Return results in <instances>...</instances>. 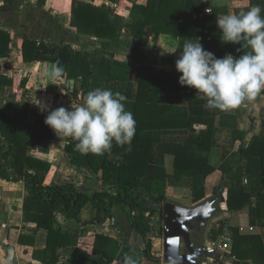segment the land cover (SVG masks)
Here are the masks:
<instances>
[{
    "label": "crops",
    "instance_id": "obj_1",
    "mask_svg": "<svg viewBox=\"0 0 264 264\" xmlns=\"http://www.w3.org/2000/svg\"><path fill=\"white\" fill-rule=\"evenodd\" d=\"M82 1L129 19L131 6L143 0ZM182 1L184 13H173L170 18L176 21L205 19L218 37L211 46L217 58L226 54L238 57L228 47L240 46L244 51L239 44L221 42L217 18L257 4L264 8V0ZM159 2L151 0V7L158 8ZM72 5L73 0H0V32L8 36L6 54L0 55V126L12 124L34 128L33 135L24 141V145L26 155L48 166L46 173L40 176V182L51 187L54 195L79 193L90 197L96 192L115 189L118 173L103 171L105 154L96 155L89 163L86 155L69 148L75 141L57 137L44 121L48 112L58 107L71 110L72 105H82L86 94L96 88L120 92L126 96L125 110L133 112L142 64L164 77L156 102L166 107V118L213 119L211 148L190 150L189 156L207 160L214 170L206 176L179 179L171 176L176 145L188 140L189 131L184 128L146 130L142 139L150 143L151 150L145 174H129L128 179L135 186L133 193L140 197V204L155 212L149 215L130 210L118 196L107 205L111 217L98 222L97 203L90 199L83 198L79 202L78 219L67 217L60 203L50 207L42 201L37 204L29 201V185L16 175L5 159L0 158V264H5L9 249L15 252V264H74V259L77 264H126L127 257L135 264H167L162 259L163 238L161 251H158L159 220L161 216L163 218L161 207L164 202H159L158 192L151 189L154 180L165 182L166 201L181 206H193L212 197L217 188H223L224 202L217 201L221 211L207 223L201 240L215 248L217 255L224 256L228 264H257L250 259L248 251H242L238 258L232 256L231 238L213 229L234 225L242 234H257L258 241L264 246V203L259 208V216L256 205V192H264L259 178L261 161L256 156L242 153L251 148L256 138L264 139V91L237 109L206 108V100L196 96L195 88L190 89L188 97L185 86L179 83L182 73L176 70L175 62L180 50L165 53L170 38H175L181 45L186 39L182 42L171 33L155 36L151 24L146 25L139 38L125 29L116 40L81 35L70 24ZM206 8L210 13L199 17ZM24 37L35 40V54L30 60L23 59ZM196 37L207 50L209 37L204 39L190 33V38ZM38 42L42 43L41 51ZM56 61L64 69V76L52 84L42 73L45 66ZM39 102L48 106L47 111L41 110ZM194 128L202 130L206 124H195ZM32 165L39 167L40 164L33 161ZM199 193L204 196L195 202ZM241 193L250 194L245 198L247 202L238 210H229L228 199ZM105 238L109 240L106 245ZM223 239H228L227 248L222 247ZM261 253L264 254V249ZM199 264L222 263L208 255L207 260Z\"/></svg>",
    "mask_w": 264,
    "mask_h": 264
},
{
    "label": "trees",
    "instance_id": "obj_2",
    "mask_svg": "<svg viewBox=\"0 0 264 264\" xmlns=\"http://www.w3.org/2000/svg\"><path fill=\"white\" fill-rule=\"evenodd\" d=\"M220 10V9H219ZM185 11L182 0H160L158 8L151 7V0H143L135 2L130 8V18L123 17L112 13L111 11L95 6L89 2L82 0H73L70 24L76 28L81 35L95 36L99 38L116 40L122 29L128 30L134 37H142L146 25L153 26L154 35L159 33H171L177 35L180 41L190 38V33L196 34L204 39L209 37L207 42V50L212 52L211 46L218 40L214 35L209 24L205 19L201 21H176L170 18L173 13L183 14ZM216 12V10H215ZM204 30H206L204 32ZM0 55L6 54V46L8 44V36L4 32H0ZM229 51L238 57L243 54L240 46L228 47ZM239 49V51H238ZM22 54L24 60H30L35 54V40L24 37ZM109 73H112L110 67ZM164 77L156 72L153 68L142 64L139 71V82L137 97L132 112L136 121V134L132 140L131 150H127V145L120 147L113 143L110 153L105 154L103 161V171L113 170L118 173V183L114 190H103L96 192L88 197L83 194H61L54 195L52 188L44 186L39 178L46 173L48 166L37 161L36 159L26 155L24 141L33 135L34 128L32 126L1 124L0 134L6 140L2 143L0 149V158L5 159L9 166L14 169L16 175L27 183L29 201L37 204L38 201L47 203L52 207L55 204H62L67 217L78 219L79 202L86 198L97 203V220L102 222L111 215L107 212V205L114 202L118 196L122 197L123 204L130 210H138L147 212L149 215L155 211L145 205L140 204V197L133 193L134 184L128 179L129 174L144 175L149 159L151 145L142 139V133L146 130H160L169 128H184L189 131V137L186 142L176 145L174 159L172 163L171 176L179 179L183 176H206L214 170V167L205 159L191 158L190 150H209L211 148V131L213 127V119L208 117H184V118H166L164 116L165 108L156 102V96L160 85L163 83ZM1 82V80H0ZM187 96L192 87L186 86ZM206 124V128L196 130L195 124ZM75 142L70 143L69 148L75 150ZM243 154L256 156L261 161V171L259 178L264 188V139L256 138L252 146L248 150H243ZM89 163L96 157L94 154L86 155ZM37 162L39 167H33L32 162ZM27 167V168H26ZM30 169L31 171H27ZM165 182L163 180H154L151 183V189L157 191V200L165 202L164 195ZM249 193H241L232 196L227 201L229 210H238L247 201ZM203 193L195 196L194 201H198L203 197ZM257 215L260 214V206L264 203V192L259 190L256 192ZM131 203H135L132 206ZM26 208V205H24ZM35 208V206H34ZM216 233L227 235L232 240L231 255L235 258L240 257L242 251H248L250 259L257 264H264V246L260 244L257 234H242L234 225H220L213 229ZM141 231V230H139ZM142 234H144L141 231ZM105 245L108 239L105 238ZM149 244H147V252ZM147 255L150 259H154ZM263 255V256H262ZM77 264L76 260H73Z\"/></svg>",
    "mask_w": 264,
    "mask_h": 264
},
{
    "label": "clouds",
    "instance_id": "obj_3",
    "mask_svg": "<svg viewBox=\"0 0 264 264\" xmlns=\"http://www.w3.org/2000/svg\"><path fill=\"white\" fill-rule=\"evenodd\" d=\"M261 5H253L237 13H226L217 18L220 40L223 44H239L243 54L233 57L226 54L217 58L204 49L200 38H187L182 45L170 38L165 53H176L175 62L182 86L197 90V95L206 100L205 107L229 111L254 100L264 91V15ZM239 51V49H238ZM52 84L64 76L59 61L45 66L42 73ZM126 96L120 92L96 88L90 90L80 106L71 110L61 106L48 112L44 123L59 138H70L75 150L81 154L104 155L110 153L113 143L127 145L131 150L136 134V121L132 112L124 106ZM42 111L46 104L37 103ZM5 264H15V252L8 250ZM126 264H135L131 257Z\"/></svg>",
    "mask_w": 264,
    "mask_h": 264
},
{
    "label": "water",
    "instance_id": "obj_4",
    "mask_svg": "<svg viewBox=\"0 0 264 264\" xmlns=\"http://www.w3.org/2000/svg\"><path fill=\"white\" fill-rule=\"evenodd\" d=\"M0 142L6 140L0 136ZM7 143V142H6ZM8 144V143H7ZM223 188H217L213 196L205 198L193 206H181L174 202L163 203V251L162 259L167 264H199L205 255L222 264H228L217 250L193 240V231L202 232L207 223L221 211L217 201L224 202Z\"/></svg>",
    "mask_w": 264,
    "mask_h": 264
},
{
    "label": "flooded vegetation",
    "instance_id": "obj_5",
    "mask_svg": "<svg viewBox=\"0 0 264 264\" xmlns=\"http://www.w3.org/2000/svg\"><path fill=\"white\" fill-rule=\"evenodd\" d=\"M202 237H203L202 232L193 231V240L195 241L196 244H198V245L203 244V240H201ZM207 256L208 255H205L204 258L201 260V262L204 260H207Z\"/></svg>",
    "mask_w": 264,
    "mask_h": 264
},
{
    "label": "rangeland",
    "instance_id": "obj_6",
    "mask_svg": "<svg viewBox=\"0 0 264 264\" xmlns=\"http://www.w3.org/2000/svg\"><path fill=\"white\" fill-rule=\"evenodd\" d=\"M163 207H161V212H162ZM160 232H159V237H158V241H159V245H158V251H161L162 248V238H163V218L161 216L160 220Z\"/></svg>",
    "mask_w": 264,
    "mask_h": 264
},
{
    "label": "built area",
    "instance_id": "obj_7",
    "mask_svg": "<svg viewBox=\"0 0 264 264\" xmlns=\"http://www.w3.org/2000/svg\"><path fill=\"white\" fill-rule=\"evenodd\" d=\"M207 13H210V9L209 8H206L205 10H204V12L203 13H201L200 15H199V17H202L203 16V14H207ZM42 43H40V42H38V50L39 51H41L40 50V45H41ZM224 241H223V243H222V247L223 248H227V246H228V239H223Z\"/></svg>",
    "mask_w": 264,
    "mask_h": 264
}]
</instances>
